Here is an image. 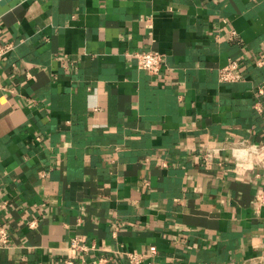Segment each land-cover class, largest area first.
<instances>
[{
  "label": "crops",
  "instance_id": "0c3cea01",
  "mask_svg": "<svg viewBox=\"0 0 264 264\" xmlns=\"http://www.w3.org/2000/svg\"><path fill=\"white\" fill-rule=\"evenodd\" d=\"M0 36V264H264V0H0Z\"/></svg>",
  "mask_w": 264,
  "mask_h": 264
},
{
  "label": "built area",
  "instance_id": "2783aa9c",
  "mask_svg": "<svg viewBox=\"0 0 264 264\" xmlns=\"http://www.w3.org/2000/svg\"><path fill=\"white\" fill-rule=\"evenodd\" d=\"M13 43L2 40L0 36V61L3 60L6 55L12 50ZM262 63V62H259ZM136 64L140 69L146 70L150 74H158L163 66V53L158 50H146L136 53ZM218 78L221 82L232 83L239 82L244 79L241 66L237 60L231 59L224 66L218 68ZM262 92V90L260 89ZM258 107V106H257ZM259 108V107H258ZM249 152L253 151V148L248 149ZM257 200L260 205H264V192L257 195ZM32 224L35 220L31 221ZM8 241V230L5 226H0V242L6 244ZM75 241V240H74ZM77 248H83L77 241L74 244ZM157 252L156 245L149 246V254H155ZM128 264H141L145 261L146 254L136 251L126 252ZM104 258H99L95 263H104ZM62 264H75L72 260H67ZM84 264V263H82Z\"/></svg>",
  "mask_w": 264,
  "mask_h": 264
}]
</instances>
